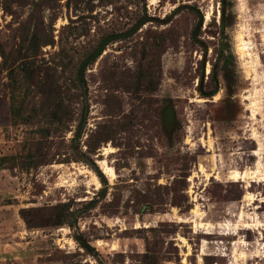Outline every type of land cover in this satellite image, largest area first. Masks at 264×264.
Returning a JSON list of instances; mask_svg holds the SVG:
<instances>
[{
    "label": "rangeland",
    "instance_id": "1",
    "mask_svg": "<svg viewBox=\"0 0 264 264\" xmlns=\"http://www.w3.org/2000/svg\"><path fill=\"white\" fill-rule=\"evenodd\" d=\"M0 264H264V0H0Z\"/></svg>",
    "mask_w": 264,
    "mask_h": 264
},
{
    "label": "trees",
    "instance_id": "2",
    "mask_svg": "<svg viewBox=\"0 0 264 264\" xmlns=\"http://www.w3.org/2000/svg\"><path fill=\"white\" fill-rule=\"evenodd\" d=\"M199 18L200 19H199V22H198V25H197V28L198 29H200L202 27V24H203V21H204V18H203V15L202 14L199 16ZM153 20H155L154 17L144 16L142 19H140L129 30H127L125 32H122V33L111 34V35H108L107 37H105L98 44V46L80 64V66H79V68L77 70V74H78V77H79L80 81L85 82V72H86L87 67L90 64H92L93 62L96 61V59L102 54V52L105 50L106 46L110 42L117 41V40L124 39V38H127V37L131 36L132 34L136 33L143 25H145L146 23H148L150 21H153ZM24 58L25 57H22V59H24ZM18 66L19 67H21V66L23 67V63H20ZM9 68H10V71H11L10 73H12L13 72V66H10ZM217 89H218V87L216 86L210 92H204V91H201V90L200 91H201V93H202V95L204 97H212V96H214L217 93ZM12 98H14V96ZM59 111H60V109L58 108L57 109V112H59ZM82 128L83 127L80 126L79 129L76 131V133H75V137L76 138L81 137ZM89 164L92 167V169H94L98 173V175H102L99 167L97 166L96 162L93 159H91V161H90ZM105 191H106V189H104L102 191V193H104ZM92 202H94V201L92 200ZM63 223H64V221H61V222L55 223V225H61ZM75 238L78 241V243L80 244V246L82 248H84L88 253L93 252V250L95 249V247H93L89 241H87L86 239H84L82 237L81 233L78 234V235H76Z\"/></svg>",
    "mask_w": 264,
    "mask_h": 264
},
{
    "label": "bare ground",
    "instance_id": "3",
    "mask_svg": "<svg viewBox=\"0 0 264 264\" xmlns=\"http://www.w3.org/2000/svg\"><path fill=\"white\" fill-rule=\"evenodd\" d=\"M248 47H249V45L247 43L243 42V46H242L243 53H247L245 51V49H247ZM108 170L113 173V169L111 167L108 168ZM244 176H245V173L236 172L235 176H234V180H238L239 177H244Z\"/></svg>",
    "mask_w": 264,
    "mask_h": 264
}]
</instances>
